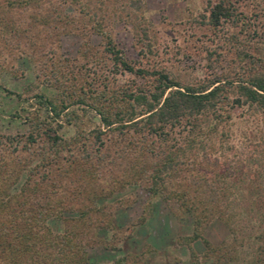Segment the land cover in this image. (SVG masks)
Instances as JSON below:
<instances>
[{"label": "trees", "instance_id": "obj_1", "mask_svg": "<svg viewBox=\"0 0 264 264\" xmlns=\"http://www.w3.org/2000/svg\"><path fill=\"white\" fill-rule=\"evenodd\" d=\"M5 2L26 10L27 27L0 22V35L12 32L19 38L35 30L24 49L42 51L36 76L56 93L48 96L40 86L33 95L38 107L22 109L27 134L12 138L14 145H0V264H90L87 248L96 243L122 250L100 234L103 229L112 237L123 233L111 209L129 198L106 201L128 185L141 186L151 200L161 198L179 219L191 216V234L176 242L187 245L192 264L201 258L237 263L250 210L236 209L242 193L229 181L238 166L230 153V110L247 106L264 115V0H205V24L215 35L222 33L239 59L232 63L235 75L190 83L155 60L156 39L143 22V0ZM118 21L133 26L141 45L136 62L125 58L113 39ZM62 33L80 37L75 57H57L54 48H44ZM94 34L101 37L98 45L91 43ZM257 36L263 41L249 42ZM123 73L134 79L119 84L117 75ZM13 114L21 119L19 111ZM63 127L73 133L66 136ZM215 218L229 231L217 246L201 239ZM125 229L122 238L131 237L132 225ZM252 238L257 243L245 264H264V227ZM196 239L205 248L202 255L191 247ZM143 255L124 251L97 264H146Z\"/></svg>", "mask_w": 264, "mask_h": 264}, {"label": "rangeland", "instance_id": "obj_2", "mask_svg": "<svg viewBox=\"0 0 264 264\" xmlns=\"http://www.w3.org/2000/svg\"><path fill=\"white\" fill-rule=\"evenodd\" d=\"M5 1L0 0L2 25L10 28L18 22L20 29L26 26L24 22L22 23L26 10L16 5L8 7ZM143 1L145 9L143 22L152 26L151 34L155 36L157 46L154 58L160 66L168 68L174 76L185 83L207 81L219 76L223 78L228 76L229 72L235 75L237 69L233 70L232 63L239 58L235 54V48L230 45L228 48V45L222 41V36L220 37L222 33L215 35L214 31L205 24L202 17L205 12V0ZM65 8V11L71 10L66 6ZM250 23L251 27H260V24L255 25L253 21ZM132 27V24L118 21L113 25L112 36L124 57L136 62L140 59L141 45H136ZM260 28L264 30V27ZM260 28L258 30L261 32ZM37 30L40 35L45 31L42 28ZM234 30L235 27L230 31ZM32 31L26 30L19 38L12 37V32H9V35H0V145H14L11 143L12 138L18 135L20 139L27 134V123H24L23 117L26 110L22 109L34 111L38 107L33 95L40 86L48 96L56 93L55 89L40 85L36 76L35 68L39 64L35 66V63L42 56V51L31 54L30 50L24 49V43H28L29 40L27 36L33 34L35 30ZM53 40L55 42L51 44ZM100 40V35L94 34L91 37V43L94 45H98ZM256 40H259V43L263 41L257 36L249 42L254 45ZM79 41V36L62 33L50 40L44 48H54L57 57H75ZM253 47L250 49L254 52ZM25 50L31 54H26L27 58ZM29 59L32 61L30 62ZM242 69H246V65ZM117 77L119 84L134 79V76L128 73L118 74ZM136 81L141 83V79ZM17 93L20 94V99L16 96ZM234 97L235 95L231 94L230 99ZM15 111L20 112L21 119L14 116ZM41 112L44 113V110ZM230 112L233 116L231 128L234 144L230 153L236 155L238 166L229 181L236 183L242 193L236 209L242 213L250 210L245 218L247 225L240 233L244 240L237 252L239 261L233 264H245L257 243L252 238V234H256L264 227L261 214V211L264 212V115L250 113L247 106H234ZM63 119V117L57 118L58 123L62 124ZM62 131L67 136L73 133V128L63 127ZM125 196L129 199L124 204L111 209L115 215L117 229L121 228L124 230L123 233L119 232L116 237H112L110 230L103 229V233L100 234L105 240L112 241L114 246L122 247V250L118 251L108 245L104 246L103 243H96L87 248L90 264L107 262L124 251L133 254L143 253L146 264H192L187 245L176 242L178 237L191 234V216L186 215L184 219L177 218L161 198L151 200L146 190L136 185H128L106 202ZM140 216L145 217L138 221ZM130 225H132V236L122 238L121 235L129 232L125 227ZM228 235L229 231L224 223L215 218L203 228L201 239L217 246ZM191 247L198 255H202L205 251L200 239L191 242ZM200 264H211V262L201 258Z\"/></svg>", "mask_w": 264, "mask_h": 264}]
</instances>
